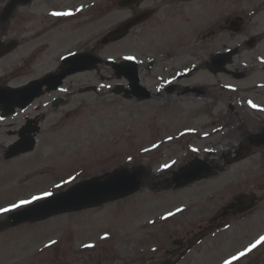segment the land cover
I'll return each mask as SVG.
<instances>
[{
  "label": "rangeland",
  "instance_id": "obj_1",
  "mask_svg": "<svg viewBox=\"0 0 264 264\" xmlns=\"http://www.w3.org/2000/svg\"><path fill=\"white\" fill-rule=\"evenodd\" d=\"M9 1L0 0V39H17L19 44L0 59V77L7 76L13 84L26 83L57 70L62 57L74 52L92 53L104 61L95 69L65 79L64 90L70 94L36 122L40 129L33 151L7 158L10 145L19 136L8 131L15 127L0 129V221L22 200L57 193L85 178L119 168L143 169L144 181L127 198L3 231L0 264L14 263L17 236L18 264H95L98 258L112 262L115 257L118 263L129 262L125 247L130 246L127 235L131 226L184 207L187 210L181 215L165 221L166 234L149 232L139 244L147 242L153 250L158 239L167 236L169 241L180 237L182 231L191 238L215 212L209 204L210 195L215 193L223 199L215 200L216 207L245 193L256 205L253 215L245 222L238 221L242 215L233 216L231 226L237 227L213 240L214 235H210L206 241L210 243L193 251L183 264H219L264 231V144L256 146L264 133V37L247 42L248 33L264 28V0H224L231 13H239L241 8L245 11L243 30L231 32L229 46L245 42L228 71L217 73L193 56L208 55L212 46L217 48L209 40L200 43L203 52H191L193 57H184L181 63L163 55L166 52L160 47L165 37L149 24L145 28L141 23L120 40H105L111 29L131 15L114 0H35L3 20ZM54 9L65 11L63 18L54 15ZM253 11L255 17L250 16ZM208 20L199 13V25ZM43 43L46 46L37 49ZM129 56L139 59L142 83L153 92L149 99L138 101L114 92L117 84L127 85V80L116 77L109 61ZM150 58L157 59L152 68L146 64ZM205 60L209 61L208 56ZM191 64L196 66L194 73L176 81L174 71ZM169 83L178 87L173 93L165 91ZM189 84L202 89L203 94L179 95ZM88 85H97L99 90L80 92ZM44 99L37 101L40 107ZM32 109L34 115L41 112ZM20 123L18 120L17 127ZM196 157L217 167L214 174L182 189H163L166 179ZM132 234L136 241L138 232ZM151 253L158 257V252ZM254 259L264 264V245L240 263ZM131 260L146 264L141 259ZM159 262L154 259L151 264Z\"/></svg>",
  "mask_w": 264,
  "mask_h": 264
},
{
  "label": "flooded vegetation",
  "instance_id": "obj_2",
  "mask_svg": "<svg viewBox=\"0 0 264 264\" xmlns=\"http://www.w3.org/2000/svg\"><path fill=\"white\" fill-rule=\"evenodd\" d=\"M227 2H229V0H227ZM142 3L145 4L144 7H140ZM142 3L129 8L131 16L137 15L141 11L146 13L145 19L142 22L146 24L144 27L147 28L149 24V27L152 30L158 28V32L156 33L162 34L165 37V40L161 38L160 50L171 51L172 57L170 60H175V62L177 61L178 53L182 51L193 52L197 50L198 47L203 50L200 43L205 40H209L217 45V48L215 49L212 46V49L209 50L211 53L229 50L231 32H242L243 25L245 23L244 16L240 13L241 9L239 12L240 14L238 12H234V17L232 18L231 9L229 6L225 5L226 3L224 0H143ZM199 13L208 16L210 20H208L204 25H199ZM167 33H170L171 36H168ZM250 33H248V35ZM152 35L154 34H150L148 36L151 37ZM199 35H202L201 39L198 38ZM259 37L261 38V35L249 38L248 42L254 43L255 39ZM176 52L177 54L174 56ZM215 53L212 56H214ZM182 78L183 76H180L179 80ZM9 81L10 80L8 79H4V82H2L1 85L10 84ZM176 88H178L177 85L170 86L168 88L169 93H173ZM189 88V86H186L180 91V94L188 92ZM43 116L44 112L37 114L35 117L33 115L29 117L24 116L21 113L18 114L17 111L15 116H13L15 120L10 125L17 127L18 117L19 120H24V122H21L19 125V130L17 129L14 131V134L18 133V138L20 139L27 136V130L30 129V126L33 127L35 122L40 120ZM30 119L34 120V123L31 125L29 124ZM19 139L15 141H18ZM219 198L220 197L215 195V197L209 201L210 206L214 208L215 212L209 216V222L200 227L199 232L190 238L189 236H184V231H182L179 233L180 237H175L169 242L164 240L159 246V255L157 258H153L149 255L150 251L149 245L146 244L147 242L144 245L139 244L142 239L145 240V238L149 237L150 234H144L142 232L147 229L148 224L138 227L137 224L141 222L138 221L134 227L131 226V231L127 235V242H129L130 246L125 247V256L128 257L127 260H129V262L125 261V259L124 261L119 260L118 263V259L115 257L112 262H108L106 260L103 261L102 258H98V263L95 264H134V261L131 259L135 260V258H141L146 264H151L154 259H159V264H183L190 254L198 249V246L204 247L210 243L205 242V238L209 233H213L215 228H225L229 226L232 222L231 218L233 216L235 217L236 215L243 214L252 209L254 206L245 193L236 194L229 199L227 204H220L216 207L215 200L221 201ZM134 230L138 232L136 241L134 240L132 234ZM198 233L201 234L202 237L196 242V236ZM16 241L17 253L13 264H18V236L16 237ZM252 252H250V254ZM139 254L141 255L137 258ZM250 254L248 256H250ZM260 263L259 259H254V261H248L246 263L241 262L240 264ZM21 264H26V262Z\"/></svg>",
  "mask_w": 264,
  "mask_h": 264
},
{
  "label": "water",
  "instance_id": "obj_3",
  "mask_svg": "<svg viewBox=\"0 0 264 264\" xmlns=\"http://www.w3.org/2000/svg\"><path fill=\"white\" fill-rule=\"evenodd\" d=\"M32 0H11L3 12V19L7 20L13 11L20 4H27ZM123 4H125L123 2ZM139 20L134 19L131 22L124 23L117 30L111 32V39H118L124 36L128 29ZM15 42L5 45L0 40V56L6 51L14 48ZM92 60V61H91ZM66 61L70 64L68 67H62V71L56 74H50L40 80L33 81L22 88H0V108L7 111L9 104H18L19 107H27L32 100L41 95L42 86L45 83H50L48 90L57 88L63 78L68 74L91 69L100 59L88 54H78L68 57ZM91 61V62H90ZM228 62L223 56H218L214 61L212 70H220L223 65ZM118 73H125L134 86L138 85L139 79L137 76V68L135 62H124L116 65ZM146 91V90H145ZM150 96L147 90V95L141 98ZM257 144H264V133L258 137ZM35 141L33 138L26 139L20 144L15 145L11 154H19L30 151L34 148ZM210 173V168L202 161L197 160L190 166L183 168L176 173L172 179L174 187H181L194 180H197ZM143 169L130 171L128 169H120L114 173L108 174L106 177H94L92 179L80 182L68 190L53 195L42 201H39L31 206L16 211L9 216V225H16L26 221L40 220L48 218L52 215L77 210L85 207L100 205L104 202L119 199L128 196L138 190L142 184Z\"/></svg>",
  "mask_w": 264,
  "mask_h": 264
},
{
  "label": "snow or ice",
  "instance_id": "obj_4",
  "mask_svg": "<svg viewBox=\"0 0 264 264\" xmlns=\"http://www.w3.org/2000/svg\"><path fill=\"white\" fill-rule=\"evenodd\" d=\"M54 15H60V13H54ZM126 59H133L132 57H127ZM255 107V105H253ZM52 193H44V197H47V196H51ZM44 197H40V196H33L31 200H22L20 201V204L18 205H13L14 208H18V207H22V206H25V205H30L32 204L33 202L35 201H39L41 199H43ZM5 211H7V209H5ZM179 211V209H178ZM169 215H172V213H169ZM260 242H264V237H261L260 240L257 242V243H260ZM53 243H55V241H53ZM257 246V244H252L251 247L248 249V251H251L253 248H255ZM241 256L245 255V253H240ZM224 264H231V261L230 260H226L224 262Z\"/></svg>",
  "mask_w": 264,
  "mask_h": 264
},
{
  "label": "bare ground",
  "instance_id": "obj_5",
  "mask_svg": "<svg viewBox=\"0 0 264 264\" xmlns=\"http://www.w3.org/2000/svg\"><path fill=\"white\" fill-rule=\"evenodd\" d=\"M45 58H46V57H45ZM45 58H44V59H45ZM197 121H199V120H197ZM192 148H193V149H196V146H195V145H192ZM263 245H264V244H262L260 247H262ZM260 247H258L257 249H255L252 253H254L255 251H257ZM252 253H251V254H252ZM251 254H250V255H251Z\"/></svg>",
  "mask_w": 264,
  "mask_h": 264
}]
</instances>
